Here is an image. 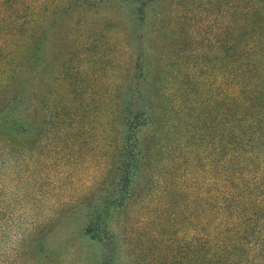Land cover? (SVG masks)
I'll list each match as a JSON object with an SVG mask.
<instances>
[{"label": "rangeland", "instance_id": "obj_1", "mask_svg": "<svg viewBox=\"0 0 264 264\" xmlns=\"http://www.w3.org/2000/svg\"><path fill=\"white\" fill-rule=\"evenodd\" d=\"M92 1L42 22L35 105L58 120L42 136L48 146L0 153V264H135L136 231L128 229L138 227V193L125 185L122 153L128 135L115 128L108 148L101 124L117 100L118 120L128 123L160 81L170 102L187 91L193 112L201 116L209 104L213 116L218 38L227 40L228 30L219 26L233 19V0H148L143 19L131 0ZM13 125L8 134L30 137Z\"/></svg>", "mask_w": 264, "mask_h": 264}, {"label": "trees", "instance_id": "obj_2", "mask_svg": "<svg viewBox=\"0 0 264 264\" xmlns=\"http://www.w3.org/2000/svg\"><path fill=\"white\" fill-rule=\"evenodd\" d=\"M79 1L0 0V153L51 143L42 136L53 133L58 118L35 105L39 36L42 22L58 11L69 15ZM131 1L143 19L148 0ZM233 11L230 24L219 26L228 30L227 40L218 38L213 116L209 104L201 116L193 112L187 91L170 102L160 81L128 123L118 120L117 100L101 124L108 148L115 128L128 135L122 153L125 185L138 193V227L128 229L136 231L135 264H264V0H233ZM140 37L149 40L145 30ZM15 122L29 138L8 134ZM144 126L152 130L146 137Z\"/></svg>", "mask_w": 264, "mask_h": 264}]
</instances>
